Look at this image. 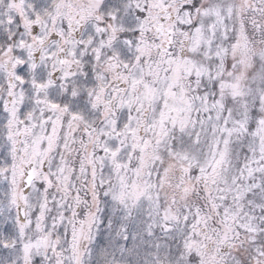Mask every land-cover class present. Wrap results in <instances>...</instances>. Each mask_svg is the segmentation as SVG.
Here are the masks:
<instances>
[{
    "label": "snow or ice",
    "instance_id": "snow-or-ice-1",
    "mask_svg": "<svg viewBox=\"0 0 264 264\" xmlns=\"http://www.w3.org/2000/svg\"><path fill=\"white\" fill-rule=\"evenodd\" d=\"M0 264H264V0H0Z\"/></svg>",
    "mask_w": 264,
    "mask_h": 264
}]
</instances>
